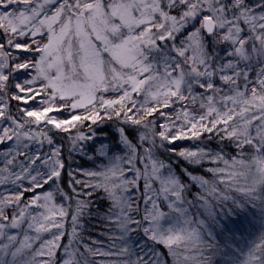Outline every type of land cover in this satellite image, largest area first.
I'll return each instance as SVG.
<instances>
[{"label":"snow or ice","instance_id":"snow-or-ice-1","mask_svg":"<svg viewBox=\"0 0 264 264\" xmlns=\"http://www.w3.org/2000/svg\"><path fill=\"white\" fill-rule=\"evenodd\" d=\"M21 70L33 72L23 83L17 80L9 95L10 77ZM108 92L116 98H106ZM10 101H33L40 107H21L14 115ZM60 112H68V118L52 115ZM105 119L144 129L140 143L134 145L125 127H119L118 144L128 150L126 160L108 156L111 147L101 143L95 151L109 163L102 170H69L67 188L62 187L65 163L50 134L69 133L71 153L79 142L94 140L95 132L80 130L84 122ZM0 121L6 122L0 125V145L10 143L0 150V184L18 186L14 194H0V264H56V250L66 234L69 243L63 245L60 264H91L72 245L79 235L78 221L91 215L92 198L100 188L111 201L104 219L117 225L122 238L133 232L142 238L116 251H93L85 245L86 253L116 257L110 264H168L156 247L162 245L173 264L190 259L213 264L209 253L219 246L204 242L201 230L215 239L213 231L190 212L192 207L198 205L224 232L229 229L219 217L232 223L229 217L238 215L233 208L225 211L229 201L241 212L255 215L258 209L264 217V0H0ZM204 134L209 141H230L237 155L226 159L222 151L204 147H169ZM161 149L193 169L205 161L223 163L205 171L220 177L222 184L226 176V188L243 194L251 209L187 167L181 169L189 181L185 183L171 163L156 155ZM137 161L143 170L135 166ZM141 179L144 189L135 197L144 202L139 216L131 190ZM45 186L54 188L38 191ZM192 186L203 194L188 200ZM26 193H31L27 202ZM57 195L65 203L57 206ZM9 208L11 216L6 214ZM69 216L70 233L65 227ZM25 224L23 239L8 231ZM45 232L51 238L34 249ZM189 251L196 255L188 256ZM228 255L225 264H264V233Z\"/></svg>","mask_w":264,"mask_h":264},{"label":"trees","instance_id":"trees-1","mask_svg":"<svg viewBox=\"0 0 264 264\" xmlns=\"http://www.w3.org/2000/svg\"><path fill=\"white\" fill-rule=\"evenodd\" d=\"M251 77L255 78V72L250 73ZM9 88L8 92L9 95L10 91L12 90V80H9ZM19 107L18 104H14L13 101H10V110L15 115L18 112ZM107 121H98L97 124L89 123L88 126L82 127L80 130L84 132L86 135H92L93 132H95L94 140H91L90 143L85 145V141L79 142L77 145V148L75 151L69 152L70 148L72 147V143L69 140V133H60L53 130V132L50 134L56 141V145L61 146L62 151V157L65 163V171L62 174L63 175V181L62 187L67 188V172L69 170H76V169H84L86 171H96V170H102L100 166L107 165L109 163L108 157H101L99 154L95 151V149L101 144H107L111 147V151L109 152L108 156H112L113 154L119 155L121 157H125V160L127 158V152L128 150L125 149L122 145L118 144L119 141V134L117 132V129L119 127H125L126 134L128 136V139L134 144L138 145L140 143L139 141V131H143L144 129L137 130L136 127L128 126V125H122L120 123H116L115 127L108 125L106 123ZM50 128V127H49ZM46 130V129H45ZM63 135L66 136V138H63ZM71 135H76V129L71 130ZM209 134H204V136L199 140H177L174 142L173 145H170L169 147L175 148L177 151L181 149H195L198 147H204L207 149L212 150L213 152L222 151L226 159H231L233 156L237 155V149L234 147V145L230 142L225 140L224 142L219 141V137H214L212 140H208ZM84 145L83 151L81 150V145ZM44 152L49 151V146L45 142ZM141 152H143V149H140ZM246 153H251L250 148L245 149ZM156 155L163 159L167 163H171L173 169L181 177V179L185 183H189L188 178L183 175L181 169L187 167L190 171H195L196 174L204 175L207 179L210 181H214L220 191H227L229 195L232 197H235L237 200L242 201L247 205L248 209H251L249 207L250 204H248L246 197L238 193L234 190H229L226 188V183L228 182V178L225 176V183H220V177H213L211 173H208L205 171V169L208 168H215L217 166L224 167L223 163H212L210 161H205L202 166L197 167L193 169L191 165H188L186 161L181 160L179 157L164 151L163 149L158 150L156 152ZM247 158V157H246ZM1 161V160H0ZM2 164V163H0ZM137 168L143 170L144 164L140 163L139 161L136 162L135 165ZM122 168H127L128 165L126 162H121ZM79 175V174H78ZM119 175V173H117ZM126 175L131 177L133 173L126 172ZM80 179H91L93 183L96 182L97 178H90L83 175H79ZM119 182V181H117ZM240 184H243L244 182L242 180L239 181ZM28 181L23 182V186H27ZM155 187H159V184H155ZM50 187L54 186H45V190H49ZM111 187V185H109ZM144 189V181L143 179L139 180L137 182V189L131 190V195L133 198V208L135 207V203H139L140 205V213L139 216L143 215L144 212V202L143 200L135 201V197L138 196ZM16 191H18V186L12 184L10 181L5 184H0V194L2 196H8L11 194H14ZM197 193L203 194L201 189L198 186H192L189 192L186 194V198L188 200L194 199L195 195ZM31 197V193H26L25 199L28 200ZM2 198V197H0ZM54 203L59 206L62 203H65L63 201V198L59 195L56 196ZM162 203V201H161ZM215 203V201H213ZM75 207V204L73 202V208ZM111 207V201H109L105 197V193L103 191V188H100L96 191L92 198V204L89 209L91 212V215H84L81 217V219L78 221L77 226V233L79 234L75 240L73 241V249H78L79 252L85 253L87 256V259L91 262V264H110L111 261L117 259L114 256H103V255H91L89 253L85 252V245H88L90 248L93 249V251L99 249L101 252L104 251H116L121 247H124L125 245L131 246L136 240L142 238V233L138 234L136 232L128 234V236L121 237V233L119 229L117 228V225L115 223H109L104 217L108 214L109 208ZM163 210L165 212L168 211L167 206L163 205ZM228 208H233L234 211L238 213L236 217H229V220L232 221V223H228V220H225L223 217H219L222 223H224L228 227V231L224 232L221 230L219 226L214 224L204 213L203 210L199 208V206H194L190 209V212L193 215H198L199 218L204 219L208 222L209 227L212 229L215 239H212L208 236L207 231L201 230L203 233V240L205 243H212L218 245V249H215L216 252L213 253L214 250L209 253L211 255V258L213 260V264H225V260L231 259V257L228 255V253H231L234 249L239 248H246V246L252 242L255 241L260 233H264V220L259 219L255 220V223L250 222L249 215L251 214L250 211H240L238 209H235L234 206L231 204V201L228 202V204L225 207V211H227ZM217 211H219V207H217ZM8 212V214H7ZM13 212V209L9 208L6 210V214L11 216ZM255 213H260L259 210H255ZM133 215L136 216V213L133 212ZM256 216V215H253ZM259 221V223H257ZM68 224V225H67ZM66 231L70 233L72 231L71 227V217L69 218V221L65 223ZM24 229H27V225L25 224L23 226V229L21 230H14L9 229L8 231L10 233L16 234L19 239H23L24 236ZM254 229H257L256 232H254ZM29 236H35L34 230H29L27 233ZM130 236V238H128ZM227 237L233 240L232 243H227ZM51 236L49 233L45 232L41 234V240L36 242L34 244V249L38 248L40 243H42L44 240L50 239ZM69 243V236L66 234L60 241L61 247L56 250L55 260L56 264H60L61 260L64 258V250L63 245H67ZM151 243V242H149ZM161 252L164 253L165 259H167L168 264H173L172 258L168 256L167 249H165L162 245L156 246ZM191 247V245H190ZM188 256L192 257L196 255V251H189L186 253ZM45 259L47 257H44ZM39 259V258H38ZM181 264H196L195 260H188L183 261L181 260Z\"/></svg>","mask_w":264,"mask_h":264},{"label":"rangeland","instance_id":"rangeland-1","mask_svg":"<svg viewBox=\"0 0 264 264\" xmlns=\"http://www.w3.org/2000/svg\"><path fill=\"white\" fill-rule=\"evenodd\" d=\"M23 59H25V54H21V55H20V60L22 61ZM30 72H33V70H29L28 72L21 70V71L17 72V73L15 74L14 77H10V79L12 80V90L10 91V94L16 91V90H15V87H14L16 81L19 80V82L23 83V81H24L25 79L30 78V77H29V73H30ZM250 75H251V74H250ZM252 78H253V77H252ZM105 96H106V98H109V99H114V98H116V94H115V93H112V92H108V93H106ZM13 102H14V104H18L19 107H28V108H30V109H32V110H35L36 108H39V107H40V104H39L38 102H33V101H30L28 105H23L22 102H20V101H13ZM165 111H172V110H171V109H166ZM52 115H55L56 118H58V119H66V118H68L69 113H68V112H60V113H54V114H52ZM105 120H106V119H105ZM106 121H107L106 123H108V125H111V126H113V127H115L116 123H119V122L116 121L115 119H113V120H111V121H109V120H106ZM159 122H162V121H159V120H158L157 128H158V124H159ZM5 123H6L5 121H0V125H3V124H5ZM89 123H91L90 120H89V121H85L83 127L88 126ZM48 127H51V126L49 125ZM54 131H55V130H54ZM52 138H53V137H52ZM63 138H66V136L63 135ZM53 139H54V138H53ZM54 140H55V139H54ZM55 141H56V140H55ZM90 141H91V140H90ZM90 141H85V145L88 144V143H90ZM9 146H10V143H9V144H4V145H0V150H6ZM82 146L84 147L83 144H82ZM33 150H35V146H33ZM2 159H3V158L0 157V160H1V161H2ZM2 166H3V164H0V167H2ZM38 191H44V190H38ZM25 202H27L26 199H25ZM249 207L251 208V205H249ZM29 211L35 213V212L37 211V209H35V208H31V209H29ZM7 214H8V212H7ZM173 215H174V214H173ZM255 215H256V216L249 215V217H250V222L255 223V222H256L255 220H259V219H262V218H263V220H264V217H262L260 213H255ZM69 218H70V216L67 218V222L69 221ZM257 223H259V221H257ZM67 225H68V224H67ZM166 226H167V225H166ZM71 227H72V223H71ZM256 231H257V229H254V232H256ZM260 234H261V233H260ZM256 240H257V239H256ZM226 242H227V243H232V242H234V241L227 237V241H226ZM213 250H214L213 253L216 252L215 249H213Z\"/></svg>","mask_w":264,"mask_h":264}]
</instances>
